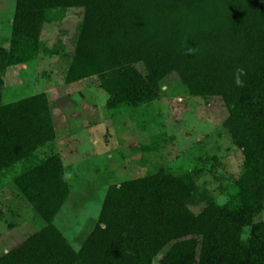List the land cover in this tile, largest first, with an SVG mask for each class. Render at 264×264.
Here are the masks:
<instances>
[{"label":"trees","instance_id":"16d2710c","mask_svg":"<svg viewBox=\"0 0 264 264\" xmlns=\"http://www.w3.org/2000/svg\"><path fill=\"white\" fill-rule=\"evenodd\" d=\"M69 8L84 12L65 81L95 77L110 113L156 102L171 73L190 95L221 98L243 155L223 204L198 188V168H159L110 186L92 230L70 245L54 223L70 181L51 149L47 96L4 102L5 70L57 53L42 30ZM10 33L0 46V186L9 179L45 225L0 264H264V220L254 222L264 210V0H15Z\"/></svg>","mask_w":264,"mask_h":264},{"label":"rangeland","instance_id":"374dc122","mask_svg":"<svg viewBox=\"0 0 264 264\" xmlns=\"http://www.w3.org/2000/svg\"><path fill=\"white\" fill-rule=\"evenodd\" d=\"M14 8L15 0H0V46L5 49ZM83 12L69 8L62 21L43 28L42 42L57 53L40 54L34 63L9 67L4 75V102L47 96L56 133L51 149L70 181L66 205L54 223L75 250L92 230L110 186L159 168L174 174L198 168V188L223 204L227 198L221 188L238 177L243 162L224 126L228 111L221 98L190 95L175 73L160 81L156 102L114 114L107 110V96L95 77L67 83ZM136 67L145 74L142 63ZM143 145L149 148L143 150ZM202 206L191 209L198 212ZM261 220L264 210L254 217V222ZM44 225L17 187L5 181L0 186V257Z\"/></svg>","mask_w":264,"mask_h":264},{"label":"clouds","instance_id":"9594fccd","mask_svg":"<svg viewBox=\"0 0 264 264\" xmlns=\"http://www.w3.org/2000/svg\"><path fill=\"white\" fill-rule=\"evenodd\" d=\"M236 83L237 84H242V81L239 78H237Z\"/></svg>","mask_w":264,"mask_h":264}]
</instances>
